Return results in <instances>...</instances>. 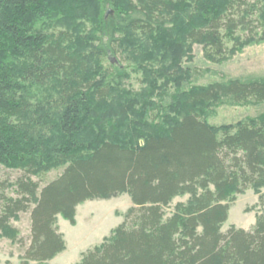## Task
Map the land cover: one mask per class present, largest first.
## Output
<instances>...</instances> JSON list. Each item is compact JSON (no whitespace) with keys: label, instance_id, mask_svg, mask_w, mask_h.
I'll return each mask as SVG.
<instances>
[{"label":"trees","instance_id":"trees-1","mask_svg":"<svg viewBox=\"0 0 264 264\" xmlns=\"http://www.w3.org/2000/svg\"><path fill=\"white\" fill-rule=\"evenodd\" d=\"M77 1L96 0H0V164L25 174L17 182L22 198L7 201L0 233L35 204L31 244L21 264L48 263L65 250L57 216L75 225L80 204L124 192L134 207L113 236L85 252L77 264H264V196L252 231L232 227L224 233L221 227L229 216L228 192L243 193L264 184V113L218 128L197 109L263 106L264 76L191 89L183 118L166 133L145 137L141 147L103 135L97 143L84 140L81 135L88 124L99 128L96 120L87 121L92 103H105L111 89L80 74L81 63L60 41L63 32L51 39L34 25L54 6L67 11ZM250 1L103 0L120 10L101 21L96 49L103 55L115 54L119 31L154 36L177 21L186 42L204 46L211 61L224 62L227 38L248 24L252 13L260 12L256 4L241 10ZM235 41L237 46L244 43ZM18 59L25 63L17 69ZM15 71L26 81L57 83V122L22 102ZM48 123H53L57 138L44 136ZM48 163L63 166L64 172L39 193L40 184L32 176L46 173ZM184 195L189 196L187 203H178L172 217L164 219L165 208Z\"/></svg>","mask_w":264,"mask_h":264},{"label":"rangeland","instance_id":"rangeland-1","mask_svg":"<svg viewBox=\"0 0 264 264\" xmlns=\"http://www.w3.org/2000/svg\"><path fill=\"white\" fill-rule=\"evenodd\" d=\"M249 4H256L254 7L260 12L264 9V0L258 3L252 0L241 10L244 11ZM119 10L118 6L105 4L103 0L84 4L77 1L67 11L54 6L34 22L36 29L51 39L63 32L60 41L81 63L80 74L111 89L105 103H92L93 112L87 121L96 120L99 128L96 130L92 124H88V129L81 135L84 140L97 143L103 135V139L120 140L128 146L141 147L145 137L166 133L173 123L183 118L189 109L186 94L191 89L213 82L264 76V26L261 23L264 18L259 17V11L252 13L246 19L249 23L240 27L232 38H227L228 59L213 62L206 56L204 46L185 41L179 34L181 23L177 21L170 29L161 28L154 36L130 30L119 31L121 42L117 45L116 53L100 54L96 49L99 25L108 11L116 13ZM65 34L71 40L65 41ZM249 38L255 40L247 42ZM237 39L244 43L237 46ZM24 61L18 59L15 67L18 69ZM16 72L22 102L51 116L52 122H57V83L53 80L44 84L26 81L20 79ZM197 109L205 114L210 125L218 128L235 125L264 113V105L225 104ZM146 111H149L146 119L148 125L143 124ZM52 124L48 123L43 133L47 140L58 137ZM92 131L94 134H91ZM48 165L50 167L46 173L32 176V180L40 184L39 193L64 172L63 166L54 163ZM24 175L19 169L0 164V217L8 200L22 198L17 182ZM228 196L230 211L227 221L221 226L222 232L232 227L252 231L263 211L260 201L264 196V184L252 186L243 193H236L232 189ZM188 199V195L174 198L165 208L164 219L172 217L176 205L187 203ZM133 207L130 194L124 192L80 204L75 225L61 215L57 216L56 226L63 235L66 248L51 264L79 263L85 252L101 246L113 236ZM34 208L35 204H31L27 212L18 214L11 220L9 228L0 233V264H21L23 261L25 251L31 244V212Z\"/></svg>","mask_w":264,"mask_h":264},{"label":"water","instance_id":"water-1","mask_svg":"<svg viewBox=\"0 0 264 264\" xmlns=\"http://www.w3.org/2000/svg\"><path fill=\"white\" fill-rule=\"evenodd\" d=\"M112 11H108V13L106 14V18L109 16V15H112Z\"/></svg>","mask_w":264,"mask_h":264},{"label":"crops","instance_id":"crops-1","mask_svg":"<svg viewBox=\"0 0 264 264\" xmlns=\"http://www.w3.org/2000/svg\"><path fill=\"white\" fill-rule=\"evenodd\" d=\"M56 257H57V256H56ZM56 257H55L54 259H52L51 261H48V263L51 264V262H53V261L56 259Z\"/></svg>","mask_w":264,"mask_h":264},{"label":"bare ground","instance_id":"bare-ground-1","mask_svg":"<svg viewBox=\"0 0 264 264\" xmlns=\"http://www.w3.org/2000/svg\"><path fill=\"white\" fill-rule=\"evenodd\" d=\"M106 16V15H105Z\"/></svg>","mask_w":264,"mask_h":264}]
</instances>
